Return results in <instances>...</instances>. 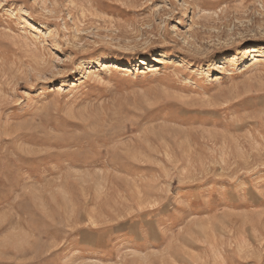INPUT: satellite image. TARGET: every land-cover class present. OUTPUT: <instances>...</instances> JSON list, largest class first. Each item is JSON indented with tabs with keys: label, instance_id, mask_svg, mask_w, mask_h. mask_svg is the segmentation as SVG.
Masks as SVG:
<instances>
[{
	"label": "rangeland",
	"instance_id": "rangeland-1",
	"mask_svg": "<svg viewBox=\"0 0 264 264\" xmlns=\"http://www.w3.org/2000/svg\"><path fill=\"white\" fill-rule=\"evenodd\" d=\"M0 264H264V0H0Z\"/></svg>",
	"mask_w": 264,
	"mask_h": 264
},
{
	"label": "bare ground",
	"instance_id": "bare-ground-1",
	"mask_svg": "<svg viewBox=\"0 0 264 264\" xmlns=\"http://www.w3.org/2000/svg\"><path fill=\"white\" fill-rule=\"evenodd\" d=\"M257 50H258V49H256V48H253V49H252L253 52H258ZM255 60H256V59H255Z\"/></svg>",
	"mask_w": 264,
	"mask_h": 264
}]
</instances>
